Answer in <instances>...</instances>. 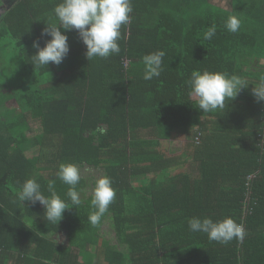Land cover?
Instances as JSON below:
<instances>
[{
  "label": "trees",
  "instance_id": "trees-1",
  "mask_svg": "<svg viewBox=\"0 0 264 264\" xmlns=\"http://www.w3.org/2000/svg\"><path fill=\"white\" fill-rule=\"evenodd\" d=\"M226 1L132 0L119 54L88 61L78 32L61 29L70 51L42 68L32 45L51 39L41 33L59 26L53 10L62 0H8L0 15V264H264V101L252 93L264 77V0ZM230 15L241 20L235 33L225 27ZM156 51L165 53L161 74L145 80L143 57ZM193 71L249 85L203 113L189 95ZM30 120L42 128L33 138ZM181 133L189 141L170 157ZM68 163L111 178L116 197L98 226L89 221L88 181L76 185L83 203L74 206L57 176ZM28 179L46 197L55 182L71 208L59 224L38 202L19 201ZM192 217H230L246 235L222 245L192 232ZM62 232L67 245L53 239Z\"/></svg>",
  "mask_w": 264,
  "mask_h": 264
},
{
  "label": "clouds",
  "instance_id": "clouds-1",
  "mask_svg": "<svg viewBox=\"0 0 264 264\" xmlns=\"http://www.w3.org/2000/svg\"><path fill=\"white\" fill-rule=\"evenodd\" d=\"M54 15L59 21V26L47 24L41 36L51 37L40 47L39 39L33 42L36 54L31 56L33 65L47 68L51 63L59 66L67 57L70 46L68 37L64 32L76 30L86 46L85 56L87 60L94 57L107 59L112 55L120 53L119 39L121 38L122 26L131 21L133 12L132 0H62L54 8ZM241 26V20L236 15H230L225 23L226 29L235 33ZM216 34V26L213 24L204 33V39L210 40ZM165 53L156 51L145 55L144 79L151 80L159 77L162 69V58ZM189 95L196 98L197 106L203 113L213 112L225 108L226 100H233L241 89L249 84L239 76H229L222 72L203 73L193 71L189 81ZM252 93L257 102L264 101V77L252 88ZM58 178L69 185L67 192L71 204L79 206L83 203L76 185L81 180L79 168L71 163L61 164L57 172ZM54 181L48 182L50 197H46L41 186L35 179L26 180L18 193L19 201L37 202L45 208V219L53 224H59L63 219V213L71 209L54 191ZM116 197V191L112 187L111 178L103 176L96 180L92 192L91 206L95 209L89 215V221L93 226L101 223L102 217L108 212L109 206ZM189 229L192 232L207 234L210 241L227 245L233 239L243 240L246 231L242 224L236 223L228 217L221 221H213L211 218L192 217L188 221Z\"/></svg>",
  "mask_w": 264,
  "mask_h": 264
},
{
  "label": "rangeland",
  "instance_id": "rangeland-1",
  "mask_svg": "<svg viewBox=\"0 0 264 264\" xmlns=\"http://www.w3.org/2000/svg\"><path fill=\"white\" fill-rule=\"evenodd\" d=\"M15 2H10V4L12 5ZM214 2L222 6L227 5L226 0H214ZM8 7H9V2L8 0H5V6L0 8V15L3 13L5 9H8ZM9 104L12 105L14 103L10 101ZM18 113H20V111L16 110L15 112L11 114V116H14ZM28 124H29L28 128H26L27 137L33 138V137L38 136L41 133L42 128H41L40 122L30 120ZM188 141H189V137L186 134L181 133L177 140L171 141L169 143V154L168 155L170 157L179 158L181 155V152L183 151ZM163 145H166V144H163ZM77 167L80 170L81 177L85 178L88 181V187L86 188L85 192L87 196H90L92 195L96 180L105 176V173H104L105 171L103 170V168H96V167H91L88 165L77 166ZM103 233L106 235L108 239H110L111 241L113 240V243H116V241L114 240V232H112L108 224L105 225ZM53 239H55L59 243L66 244V245L68 244L66 232H62L58 235H55Z\"/></svg>",
  "mask_w": 264,
  "mask_h": 264
},
{
  "label": "built area",
  "instance_id": "built-area-1",
  "mask_svg": "<svg viewBox=\"0 0 264 264\" xmlns=\"http://www.w3.org/2000/svg\"><path fill=\"white\" fill-rule=\"evenodd\" d=\"M197 141H199V138H197Z\"/></svg>",
  "mask_w": 264,
  "mask_h": 264
},
{
  "label": "crops",
  "instance_id": "crops-1",
  "mask_svg": "<svg viewBox=\"0 0 264 264\" xmlns=\"http://www.w3.org/2000/svg\"><path fill=\"white\" fill-rule=\"evenodd\" d=\"M64 245H66V244H64Z\"/></svg>",
  "mask_w": 264,
  "mask_h": 264
}]
</instances>
